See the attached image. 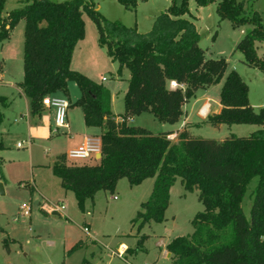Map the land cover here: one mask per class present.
Here are the masks:
<instances>
[{
	"label": "trees",
	"instance_id": "trees-1",
	"mask_svg": "<svg viewBox=\"0 0 264 264\" xmlns=\"http://www.w3.org/2000/svg\"><path fill=\"white\" fill-rule=\"evenodd\" d=\"M96 1L27 0L4 18L5 0H0V43L18 21H25L23 79L18 87L29 99L31 114L40 115L44 97L66 94L72 81L79 89L76 104L85 126L103 129L100 158L94 164L72 162L66 154H59L51 164L52 174L65 191L74 194L81 211L97 192L114 193L121 179L134 187L154 178L149 198L130 222L132 227L138 222L137 233L145 225L166 220L170 189L179 177L186 192L198 190L203 211L195 215L190 236L167 244L172 264H264V129L221 141L196 137L184 129L177 143H172L167 138L171 132L154 135L128 124L129 119L144 113L163 124L178 123L184 105L196 92L217 84L226 73L223 58L207 59L200 48V36L189 19L194 18L189 0L178 4L173 0L147 33L106 20L96 10ZM145 1L117 0L127 10ZM214 2L221 19L234 26L251 25L236 50L248 67L264 72V58L257 55L255 47L256 42H264L261 16L256 11L247 14L243 3L236 0H195L198 7ZM84 14L96 26L99 45L118 63V73L123 68L130 71L122 115L112 113L108 89L70 69L74 48L84 39ZM2 69L0 60V72ZM169 82L175 86L169 87ZM0 103L6 106V98L0 97ZM219 104V113L208 117L213 126H264V107L255 110L250 105L248 86L234 70L223 81ZM3 117L0 111V125ZM120 118L123 122H118ZM3 148L0 139V150ZM255 178L246 218L241 205L247 186ZM144 239L142 236L139 244Z\"/></svg>",
	"mask_w": 264,
	"mask_h": 264
},
{
	"label": "rangeland",
	"instance_id": "rangeland-1",
	"mask_svg": "<svg viewBox=\"0 0 264 264\" xmlns=\"http://www.w3.org/2000/svg\"><path fill=\"white\" fill-rule=\"evenodd\" d=\"M172 1L147 0L139 2L134 10H127L117 0H97L96 10L108 21H118L126 27H136L138 33H147L157 16L165 13ZM175 1L178 4L180 0ZM236 1L243 3L247 14L253 9L258 11L264 21V0ZM26 3L27 0H5L2 17ZM188 8L194 17L189 19L200 36L199 46L205 57L223 58L227 63L222 80L205 92L199 90L197 98L202 97L200 101L195 103L191 100L188 103L191 120L200 126L193 134L221 141L231 135L247 137L258 129H264V126L255 125L213 126L208 122L210 114L206 117L197 114L203 102L209 101L211 112L217 107L223 81L232 70L247 84L250 105L255 110L264 107V72L248 67L243 55L236 50L251 25L234 26L229 20L221 19L216 13V2L198 7L195 0H189ZM83 20L84 39L74 48L70 69L108 89L112 112L116 116L122 115L130 71L123 68L121 74L118 73V63L113 62L106 49L98 43L94 22L85 14ZM24 27L25 21H18L9 37L0 43V60L3 62L0 97L6 98V106L0 103L4 116L0 125V139L4 146L0 150V264H172L170 255L165 253L167 244L177 237L190 236L194 231L192 221L195 215L203 211L198 190L186 192L177 177L170 189L166 220L145 225L139 233L136 231L138 222L133 227L130 222L140 210V204L150 196V180L139 187H131L126 179H121L114 193L97 192L93 200L85 201L81 211L74 194L61 187L50 167L55 156L68 149L69 136L39 141L30 139L28 135L26 117L30 115V103L28 98L19 94L18 88L23 79ZM255 47L257 55L264 58V42H256ZM102 78L106 80L102 82ZM55 96L70 103L69 111L75 122L80 124L81 108L76 104L80 96L77 85L70 81L67 93H56ZM14 119L17 122L14 123ZM128 124L154 135L178 127L160 123L148 113L134 116ZM180 132H176L177 137ZM177 141L178 138L171 140L172 143ZM18 143L22 148L17 147ZM256 183L255 178L247 186L242 201L246 218H249L250 194ZM22 204L31 206L28 218L18 216ZM45 204L63 205L64 210L58 214H47L43 208ZM16 217L19 218L17 221L14 220ZM86 226L89 227L88 233L83 231ZM142 236L145 239L139 244ZM79 242L80 246L71 251ZM121 245L126 249L119 258L115 252Z\"/></svg>",
	"mask_w": 264,
	"mask_h": 264
},
{
	"label": "crops",
	"instance_id": "crops-1",
	"mask_svg": "<svg viewBox=\"0 0 264 264\" xmlns=\"http://www.w3.org/2000/svg\"><path fill=\"white\" fill-rule=\"evenodd\" d=\"M253 10L256 11L255 9H253ZM102 82H104V81H102ZM168 84H169V87H174L175 86L174 82H169ZM207 89L208 88L203 89L201 91L205 92V91H207ZM19 91H20L19 94L24 96V94H23V92H22V90L20 88H19ZM198 92H199V90L196 92L195 96L191 99V100H194L195 103L202 99V97L201 98H197ZM206 102H203L202 105L197 110V114L198 115H200L199 114L200 108ZM188 103H186L184 105V107H183L184 115L181 118V120L178 123L174 124V125H170L172 127H175L176 125H178V127L174 128V129H170V130L165 131V132H171L172 133V132L182 131L183 129H186V130H188L190 132L191 135H194L193 134L194 130L200 128L198 123H195V122H193L191 120V114H190L189 109H188ZM69 107H70V103H69ZM69 107L67 109L68 116H67V113H66L67 128L61 129L59 131V134H57V135H54L51 132V130L53 128V125H54V123H53V110L52 109L43 107V111L40 113V115H37V116H33L31 114V112H30L29 117H26V123L28 125V135H29L30 139H35V140H39V141H47V140H50L52 138H53V140H56L58 138H61L60 136H62V135L69 136V139H67L68 149L66 151H64L63 153H60V154H66L69 150L77 148L78 146H80L83 143V141H84V139L86 137H92V136L99 137V135L103 132V129L86 127L85 124H84L82 111H81V123L77 124L75 122L74 116L69 111ZM220 110H221V105L218 103L217 107L212 112L209 109V114L211 116L216 115L217 113H219ZM15 122H17L16 119H14V123ZM132 122H133V120H132ZM0 134H1V132H0ZM99 158H100V155H95V156L89 158L90 160L87 163L94 164ZM83 162H85V161H83ZM148 180L152 181V183H150L151 191H152V187H153V184H154V178L146 179L140 185L134 186V187H139L142 184H144L145 182H147ZM33 188H35V186H33ZM165 253H167V256L169 255L167 251Z\"/></svg>",
	"mask_w": 264,
	"mask_h": 264
},
{
	"label": "built area",
	"instance_id": "built-area-1",
	"mask_svg": "<svg viewBox=\"0 0 264 264\" xmlns=\"http://www.w3.org/2000/svg\"><path fill=\"white\" fill-rule=\"evenodd\" d=\"M105 78H102V81H105ZM207 101L199 110V114L202 117H206L209 114L210 105ZM43 107L49 108L53 110V128L51 130L52 134L57 135L61 129L67 128L66 124V113L69 107V103L65 98L57 97V96H46L42 100ZM207 106V109H206ZM118 122H123V119H118ZM170 141L177 138V133L172 132L167 137ZM18 148H22L20 143L17 144ZM101 151V144L99 137H86L83 143L78 146L77 148L71 149L66 153V158L72 162H83L87 159L95 156L100 155ZM116 199V197H114ZM45 212L47 214L53 213H60L64 210L63 205H44L43 206ZM31 206L27 204H22L19 206V218H28L30 216ZM19 218H15L14 220L17 221ZM83 231L85 233L89 232L88 227H84ZM125 246L121 245L119 249L115 252L116 256L121 258L125 253Z\"/></svg>",
	"mask_w": 264,
	"mask_h": 264
},
{
	"label": "water",
	"instance_id": "water-1",
	"mask_svg": "<svg viewBox=\"0 0 264 264\" xmlns=\"http://www.w3.org/2000/svg\"><path fill=\"white\" fill-rule=\"evenodd\" d=\"M0 191H2V190H1V186H0Z\"/></svg>",
	"mask_w": 264,
	"mask_h": 264
},
{
	"label": "bare ground",
	"instance_id": "bare-ground-1",
	"mask_svg": "<svg viewBox=\"0 0 264 264\" xmlns=\"http://www.w3.org/2000/svg\"><path fill=\"white\" fill-rule=\"evenodd\" d=\"M206 109H207V106H206Z\"/></svg>",
	"mask_w": 264,
	"mask_h": 264
}]
</instances>
